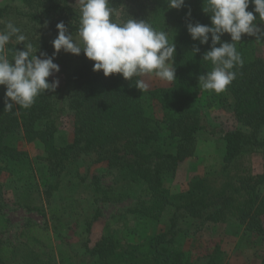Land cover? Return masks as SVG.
Masks as SVG:
<instances>
[{
    "label": "trees",
    "instance_id": "1",
    "mask_svg": "<svg viewBox=\"0 0 264 264\" xmlns=\"http://www.w3.org/2000/svg\"><path fill=\"white\" fill-rule=\"evenodd\" d=\"M19 2L21 6H0V21H12L20 27L27 42L38 47L37 55L54 51L50 42L57 35L56 23L63 21L75 36L79 14L72 0ZM110 4L117 18L130 15L145 19L173 37L176 80L140 91L119 73L105 77L102 71H93L94 62L82 52L75 55L61 50L53 61L59 65L61 85L55 92L39 94L31 107L14 105L12 111L5 112V88L0 86V177L30 171L26 150L13 145L11 139L41 145L42 194L54 223L61 264H229L230 239L238 234L235 249L264 243V168L255 174L244 159L264 153V138L259 135L264 127V57L256 53L248 57L243 40L237 43L244 64L234 69L236 78L219 93L236 125L224 129L210 113L204 99L207 90L201 89L197 79L212 68L210 61L202 59L209 44L193 41L186 29L189 22L210 24L209 14L202 11L205 0H185L181 9L168 8L166 0H110ZM252 8L249 4L246 10ZM189 9L190 17L185 14ZM3 27L0 23V29ZM221 38L230 42L227 33ZM194 45L200 51L193 55ZM15 47L23 50V44L16 45L13 38L6 46L10 60ZM67 118L72 123V139L58 143L57 134ZM198 134L220 137L224 145L221 163L193 176L183 191L173 194L165 187V180L193 156ZM91 154L95 162H106L114 181L105 187L99 177H93L94 213L82 219L85 238L73 242L63 215L49 202L63 172L64 176L71 174L67 167ZM125 200L132 203L111 216L90 245L91 227L103 216L100 205ZM3 207L0 200V211ZM44 207L34 210L45 216ZM168 207L173 211L166 226L152 232V226L165 222ZM227 223L236 228L231 235L226 231ZM6 225L0 212V229ZM34 228L39 230L25 224L19 233V246L0 240V264H45L52 260L53 247L29 235ZM203 239L210 249L197 257L196 246L204 244ZM254 255L258 264H264V248L255 250Z\"/></svg>",
    "mask_w": 264,
    "mask_h": 264
},
{
    "label": "clouds",
    "instance_id": "2",
    "mask_svg": "<svg viewBox=\"0 0 264 264\" xmlns=\"http://www.w3.org/2000/svg\"><path fill=\"white\" fill-rule=\"evenodd\" d=\"M76 2L79 15L75 36L68 32L63 21L56 23L57 35L50 42L54 49L51 55L44 51L37 55L38 47L27 42L20 27L12 21H0L4 24L0 29V86L5 88V112L12 111L14 105L27 109L42 92H55L59 80L54 73L60 68L53 61L61 50L75 55L82 52L94 62L93 71H102L105 77L119 73L140 91L148 89L141 79L144 76L166 82L176 80V45L166 30H157L147 20L130 15L127 19L117 18L110 0ZM166 3L173 9L185 6V0ZM249 4L253 5L251 11L246 10ZM202 11L209 14L210 24L189 22L186 29L193 41L209 44L202 59L210 61L212 68L198 76V84L202 90L219 94L236 78L234 69L244 64L237 50L242 34L258 40L264 37V28L257 23V20L264 22V0H205ZM185 14L190 17L191 10ZM225 33L230 35V42L222 40ZM13 38L16 45L23 44V50L15 47L10 60L6 46ZM191 51L194 55L200 48L194 45ZM50 76L54 77L51 81L47 79Z\"/></svg>",
    "mask_w": 264,
    "mask_h": 264
},
{
    "label": "rangeland",
    "instance_id": "3",
    "mask_svg": "<svg viewBox=\"0 0 264 264\" xmlns=\"http://www.w3.org/2000/svg\"><path fill=\"white\" fill-rule=\"evenodd\" d=\"M72 3L78 6L76 0H72ZM10 4L13 6H21L19 0H0V6ZM264 28V24H259ZM242 40L245 46V52L248 57L260 55L264 57V37L259 40L255 37L242 34ZM54 77L59 80L61 85V76L58 73H54ZM50 76L51 79L54 78ZM147 84L148 89L155 86H166L169 82L161 81L154 76L141 77ZM205 101L209 105V111L213 117L217 118V123L224 129L234 128L236 123L231 115V112L227 108V102L222 100L221 95L215 91L207 90L204 94ZM156 113L159 114L157 107H155ZM259 135L264 138V127L259 131ZM72 139V123L70 119H66L63 129L57 134L58 143H66ZM11 143L22 150H26L27 159L30 162V171L21 170L15 175L11 176L4 173L0 177L1 195L0 200L4 206L1 209V214L7 221L6 227L0 229V240L2 242H9L15 246H19V233L25 224L36 225L39 227L29 232V235L42 239L48 246L53 247V258L45 264H61L58 261L57 255V240L52 227L53 221L49 215V209L45 205L44 195L42 191L44 185L43 172L40 167L44 166V161L41 158L43 156V149L38 143H26L25 141L18 139H11ZM223 141L218 135L198 134L196 137V150L193 156L187 158L181 162L176 168V172L173 177L165 180V187L171 193H179L187 187L188 181L195 175H200L210 167L218 168L221 163V156L223 152ZM245 164L249 165L251 171L255 174L261 173L264 168V153L256 152L246 156ZM95 155L82 156L75 164L68 166L71 168V174L64 176V172L60 179L58 190H55L51 196L50 206H56L58 208V215H63V219L66 222L67 231L70 233L71 241H80L85 238L83 232V221L85 217H90L94 213V204L92 203V184L91 181L94 176L100 178L102 186H109L114 181V173L108 172L106 162H95ZM92 186V187H91ZM24 194V195H23ZM131 200H125L121 203H102L100 205L103 216L99 218L91 227L89 233V244L92 245L100 236L104 224L115 216L118 210L130 205ZM27 204L31 206V210L28 209ZM44 205L46 209V215L42 216L41 213L34 210L36 207ZM36 206V207H35ZM173 211L172 207H168L165 214V222L156 227L152 226V232L159 228H164L167 224V217L171 215ZM61 226V229L65 228ZM226 231L230 234L234 233L236 228L233 224L227 223L225 225ZM45 229V230H41ZM193 228V227H192ZM46 230H48L46 232ZM230 234V235H231ZM25 242V238L21 239ZM31 238L29 242L31 243ZM231 250L229 251V264H258V258L254 255L255 250L263 249L262 245H257L256 248H250L247 245H241L236 249V243L240 240L239 234L235 236V239H230ZM204 244L196 246V255L202 256L209 251L206 247V240L203 239ZM204 258L200 259L203 262ZM66 264V263H63Z\"/></svg>",
    "mask_w": 264,
    "mask_h": 264
}]
</instances>
